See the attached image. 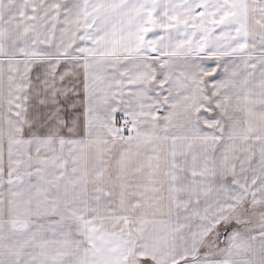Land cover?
I'll use <instances>...</instances> for the list:
<instances>
[{"label": "snow or ice", "instance_id": "6c2138e0", "mask_svg": "<svg viewBox=\"0 0 264 264\" xmlns=\"http://www.w3.org/2000/svg\"><path fill=\"white\" fill-rule=\"evenodd\" d=\"M0 264H264V0H0Z\"/></svg>", "mask_w": 264, "mask_h": 264}]
</instances>
